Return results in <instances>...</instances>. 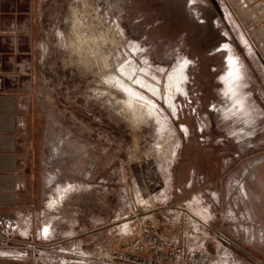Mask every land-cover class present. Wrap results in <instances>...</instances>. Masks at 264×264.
Instances as JSON below:
<instances>
[{"label":"rangeland","instance_id":"374dc122","mask_svg":"<svg viewBox=\"0 0 264 264\" xmlns=\"http://www.w3.org/2000/svg\"><path fill=\"white\" fill-rule=\"evenodd\" d=\"M153 1L178 21L150 9L149 0H0V90L33 103L49 212L60 213L62 231L82 238L106 227L114 247L149 227L151 216L107 226L162 206L189 207L264 257V98L249 80L250 64L228 43L225 52L192 51L182 43L185 0ZM193 1L202 12L218 9L212 0ZM218 23L236 40L234 28L221 17ZM99 43L110 55L107 70L93 56ZM232 56L244 74L239 97L245 114L236 117L226 113L232 100L223 80ZM183 65L186 93L176 94L174 108L136 83L148 70L149 79L162 76L164 84ZM127 83L158 106L128 97ZM199 237L237 264H259L210 230Z\"/></svg>","mask_w":264,"mask_h":264},{"label":"crops","instance_id":"0c3cea01","mask_svg":"<svg viewBox=\"0 0 264 264\" xmlns=\"http://www.w3.org/2000/svg\"><path fill=\"white\" fill-rule=\"evenodd\" d=\"M211 4L218 7L217 20L221 17L235 29L236 40L231 38L235 45L230 43V47L238 46L244 52L250 64L249 80L257 95L264 98V0H212ZM224 30L227 32L226 27ZM32 107L27 96L0 90V240L10 234L13 237V244L7 245L6 240L0 244V264H59L62 257H67V263L81 264L76 262L81 255L90 258L82 264H102L94 260V247L100 241L110 245L107 228L86 232L88 235L82 238L73 230L62 231V225L56 222L60 213L55 209L49 212V180L46 173L41 175L42 166L36 161L41 147ZM157 214L149 215L155 226L185 230L187 253H204L223 264H237L232 256L219 255L217 246L213 250L200 239L208 229L191 216L177 210L167 213L166 218L162 214V219L155 218Z\"/></svg>","mask_w":264,"mask_h":264},{"label":"built area","instance_id":"2783aa9c","mask_svg":"<svg viewBox=\"0 0 264 264\" xmlns=\"http://www.w3.org/2000/svg\"><path fill=\"white\" fill-rule=\"evenodd\" d=\"M6 237L7 245L13 244V237ZM185 230L160 228L150 222L135 237L120 241L111 247L104 241L95 244L97 254L94 260L102 264H221L204 253H187L184 245ZM12 237V238H10ZM90 259L81 255L76 262ZM61 264H71L67 257L59 259Z\"/></svg>","mask_w":264,"mask_h":264},{"label":"bare ground","instance_id":"6f19581e","mask_svg":"<svg viewBox=\"0 0 264 264\" xmlns=\"http://www.w3.org/2000/svg\"><path fill=\"white\" fill-rule=\"evenodd\" d=\"M82 36L83 35H81L80 38ZM82 38L86 42H88L90 40L94 41V39H92L91 36H88V35H85ZM103 40H104V42L107 41L106 38L105 39L103 38ZM242 41L245 42L247 45V40L244 36H242ZM95 42L97 43V41H95ZM90 47H92V46H90ZM100 47H101V45L99 43L96 45V47L93 51H95V50L99 51ZM97 51L93 52V56L96 59L99 58L102 61V64L104 66L103 69L106 68V70H107L108 68H110V66L112 64V63L110 64V61H109L110 55H106V53L102 52V50H100L99 52H97ZM118 61H119V58H118ZM111 62H113V61H111ZM124 66H127V65H124ZM185 68L186 67L183 65L181 67L176 68L174 70V72H170L169 74H167V77L164 76L166 78V81L164 82V84H163L164 79L162 80V76H152L149 79L147 77L149 74V73H147L148 70H145L146 71V73L144 72L145 75L137 78L136 83L139 87L146 89L148 91V93L162 97L169 105H171L174 108L176 94L177 93L178 94L179 93H181V94L186 93L185 82H186L187 74H186ZM109 70H111V69H109ZM123 70H124V68H123ZM243 75L244 74H243V71H242V68H241V65H240L238 59L235 58L234 56L230 57L228 60V71H227L226 75L223 77L224 83L226 84L225 95L232 100V105L228 109H225L226 113H227V115H229V117L230 116L231 117L242 116L245 114V100H244V98L239 97L240 84L243 80ZM124 76L126 77L125 74H124ZM121 79H123V78H121ZM124 84H126V82L121 80V85L123 86ZM136 86L134 84L127 83V86H125L126 87L125 89H126V93L128 94V97H133L137 100H140V101L144 102L149 108L155 109L158 106L157 103L149 97L150 95L148 96V94L143 93L144 90L142 92L141 91L142 89L139 90L138 88H136ZM236 186H237V181L235 183H233L232 190H236ZM241 189H242V196L246 197L247 195H246L245 187L242 186ZM69 190H72V186H69ZM188 211L191 214H193L190 210H188ZM193 215L195 217L199 218L200 220L204 221L198 215H195V214H193Z\"/></svg>","mask_w":264,"mask_h":264},{"label":"flooded vegetation","instance_id":"af4514ba","mask_svg":"<svg viewBox=\"0 0 264 264\" xmlns=\"http://www.w3.org/2000/svg\"><path fill=\"white\" fill-rule=\"evenodd\" d=\"M148 7L150 9H154L155 11H161L168 15L175 16L177 21L180 18L178 15L174 14V12H170L168 7H163L153 0H149ZM180 14L183 15V20L187 25L182 43L192 48V51L198 52L199 55H210L212 54L211 52H225L228 50V47L225 48L224 46L225 43H233L235 45V43L227 35V32H225L224 26L218 23V13L216 11L205 10V12H202L200 11V7L196 1L185 0L182 2ZM228 245L229 244L227 243V246ZM249 253L264 264V257H260L253 252Z\"/></svg>","mask_w":264,"mask_h":264},{"label":"water","instance_id":"95a60500","mask_svg":"<svg viewBox=\"0 0 264 264\" xmlns=\"http://www.w3.org/2000/svg\"><path fill=\"white\" fill-rule=\"evenodd\" d=\"M165 209H171V210H179L189 216H191L193 219H195L197 222H199L200 224H202L203 226H205L208 230L212 231L214 234H216L218 237H220L223 241H225L226 243H228L229 245L233 246L234 248H236L237 250L241 251L242 253H244L246 256L254 259L255 261H257L259 264H263L262 262H260L259 260H257L254 256H252L249 252H247L245 249H243L242 247H240L237 243H235L233 240H231L230 238H228L227 236H225L224 234H222L220 231H218L217 229L211 227L209 224H207L206 222L200 220L199 218L195 217L193 214H191L186 208H183V207H178V206H175V205H171V206H162V207H158V208H155V209H152V210H148V211H144V212H139L138 214H136L135 216L133 217H130V218H127L123 221H120V222H117L115 224H112V225H109L107 227H110V226H114L116 224H119V223H124V222H129L131 220H133L134 218H143V217H146V216H149L151 214H154L156 212H159V211H162V210H165ZM106 228V227H104ZM104 228H100L98 230H102ZM96 230V231H98ZM41 252L38 250L37 251V254H40Z\"/></svg>","mask_w":264,"mask_h":264}]
</instances>
